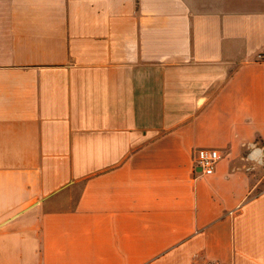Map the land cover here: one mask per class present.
I'll return each mask as SVG.
<instances>
[{"label":"crops","instance_id":"1","mask_svg":"<svg viewBox=\"0 0 264 264\" xmlns=\"http://www.w3.org/2000/svg\"><path fill=\"white\" fill-rule=\"evenodd\" d=\"M259 55L264 0H0V264H264Z\"/></svg>","mask_w":264,"mask_h":264},{"label":"built area","instance_id":"2","mask_svg":"<svg viewBox=\"0 0 264 264\" xmlns=\"http://www.w3.org/2000/svg\"><path fill=\"white\" fill-rule=\"evenodd\" d=\"M259 58L264 60V55H259ZM221 157V153L215 149L203 148L196 150L194 168L199 169L203 175L211 176L215 173Z\"/></svg>","mask_w":264,"mask_h":264},{"label":"rangeland","instance_id":"3","mask_svg":"<svg viewBox=\"0 0 264 264\" xmlns=\"http://www.w3.org/2000/svg\"><path fill=\"white\" fill-rule=\"evenodd\" d=\"M260 172H263V170H260L259 173H260ZM260 174H261V173H260ZM263 190H264V186H262L261 188H259V190H258L257 193H260V192H262ZM73 200H74V199H70L71 202H73ZM61 208H62V207H61Z\"/></svg>","mask_w":264,"mask_h":264}]
</instances>
